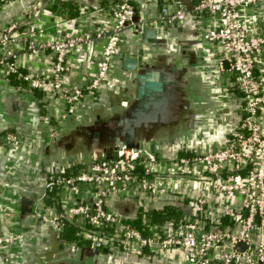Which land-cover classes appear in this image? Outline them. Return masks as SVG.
I'll list each match as a JSON object with an SVG mask.
<instances>
[{"label": "built area", "instance_id": "obj_1", "mask_svg": "<svg viewBox=\"0 0 264 264\" xmlns=\"http://www.w3.org/2000/svg\"><path fill=\"white\" fill-rule=\"evenodd\" d=\"M7 1L0 0V14ZM108 1L104 9L108 22L103 27L66 32L63 16L54 17L57 36L42 43L36 41L43 33L35 20L41 3L49 6L52 0H32L19 17L0 21V81L11 84L15 78L27 90L65 100L69 113L55 124L68 122L87 95L107 83L111 65L123 56L125 35L140 25V2L148 7L155 0ZM190 1L189 6L170 0L158 15L171 26L195 15L198 32L221 68L230 102L226 146L185 151L189 154L175 158L126 151L90 162L76 175L60 171L48 177L32 213L64 242L70 224L76 228L74 241L120 258L149 264H264V0ZM24 37L31 53L52 52L50 75L20 68L19 42ZM95 41L102 46L96 71L81 87H66L68 56ZM223 62L229 64L228 70H222ZM22 142L20 135L5 132L0 135V150H16ZM2 187L6 188L0 182V212L9 236L0 227V264H17L10 247L22 245L19 196ZM124 199L137 203L142 230L136 220L108 205ZM166 205L182 207L184 212L177 220L148 224L150 208Z\"/></svg>", "mask_w": 264, "mask_h": 264}, {"label": "crops", "instance_id": "obj_2", "mask_svg": "<svg viewBox=\"0 0 264 264\" xmlns=\"http://www.w3.org/2000/svg\"><path fill=\"white\" fill-rule=\"evenodd\" d=\"M31 1L8 0L2 14H0L1 23L22 15ZM168 1L170 0H155L148 7L144 6V2H140V7L137 9L139 23L148 24L159 14L162 6ZM177 2L191 5L190 0H177ZM108 5L109 1L107 2V0H52L49 6H47V3H41L40 6L43 9H41L40 15L37 16L35 25L43 34L37 35L36 41L42 43L57 36L54 17L58 16H63L67 22L64 25L66 32H78L80 34L90 30L91 27L101 28L108 22L104 10ZM68 14L71 16L68 17ZM97 19L98 21H96ZM80 25H87V27ZM184 31L179 43L181 50H183L182 57L186 59L184 65L186 67L194 66L197 69L199 59H201L199 57L197 60V56L202 52L196 45L195 39L196 32L198 34L199 32L193 30L187 24ZM126 36L128 38V52L135 55L140 53L141 47L137 34L130 31ZM19 43L21 46L18 54L20 68L23 71L50 75L53 68L52 52L31 53L29 51L30 42L26 37L22 38ZM101 49L100 42L95 41L88 46H80L70 53L68 56L70 67L64 78L66 87H81L85 79L91 78V74L96 71ZM209 56L211 57V55ZM130 79L131 77L125 72L115 71L110 84H105L96 94H88L82 105L74 111L73 116L68 118V122L60 125L58 122L55 124V121L61 120L69 113L68 104L65 100L51 97L45 91L27 90L24 83L17 82L14 84L11 82L10 84L0 81V135L5 132H14L23 139L21 146L16 150L5 147L0 150V182L6 187L2 188L19 196L17 201L20 215L18 232L26 231L27 227L21 226L24 217L20 212L21 198L16 191L24 195L34 192L37 198H41L45 192V182L52 172L57 171L62 166H66L68 168L67 172L72 175L84 171L89 162L88 159L93 157L94 154L99 156L97 153H90L82 148L83 141L78 136L80 129L93 126V123L86 125L85 118L91 116V120L94 119L95 121L101 117L104 118L106 115L121 112L130 103ZM108 109L109 111H107ZM60 130H65V132L50 145L52 137ZM53 131L57 132L53 134ZM52 134L53 136L49 137ZM67 137L70 141L64 144L62 140ZM46 140L49 141L46 142ZM163 150V155L170 158H175L185 152L175 151L168 146H164ZM195 190L198 193L200 188L196 186ZM108 205L126 218L131 220H137L136 218H138L139 207L131 199L112 201ZM0 227L4 236L8 237L7 225L1 216V212ZM47 231V239L46 234L41 232L31 234L22 242L21 247L12 245L10 251L17 257V260L20 259L21 264L25 262V259H27L26 264H41L46 260H51V257L58 258L66 246H88V244H79L74 241L73 237L67 239L66 244L63 240V243H61L57 233L52 228L47 229ZM69 232L76 235V228L69 224L66 233ZM43 251L46 252L43 253ZM126 258L131 262L129 259L133 257H122L120 259ZM142 262L149 264L144 260Z\"/></svg>", "mask_w": 264, "mask_h": 264}, {"label": "water", "instance_id": "obj_3", "mask_svg": "<svg viewBox=\"0 0 264 264\" xmlns=\"http://www.w3.org/2000/svg\"><path fill=\"white\" fill-rule=\"evenodd\" d=\"M186 24L198 30L196 17L192 14L174 26L157 15L148 24L133 28L132 32L141 42V52L137 55L126 52L113 62L106 83L110 84L115 71L128 74L131 77L130 103L114 115H106L95 121L91 120V116L85 118L86 125L93 123V126L80 129L78 136L83 141L82 148L99 154H94L88 163L110 159L126 151L142 157L163 155L164 146L179 152L226 146L231 126L230 102L225 93L221 68L209 56L210 50L197 32L196 45L202 51L197 56V60L201 58L198 68L184 65L186 59L182 57L183 50L179 43ZM127 39L125 35L123 46L126 51ZM228 69L229 64L223 62L222 70ZM65 130L56 133L50 145ZM67 141H70L69 137L62 140L64 144ZM67 169L62 166L51 176ZM16 193L20 195V212L24 217L21 226L27 227V231L22 232L21 242L27 236L40 232L46 234L47 239V229L51 227L40 222L32 213L37 195L34 192L27 195ZM25 221H29V224L25 225ZM62 252L58 258L51 257V260L41 264H144L138 259L132 258L129 262L128 258L120 259L106 250L88 246H66ZM26 260L23 264H26Z\"/></svg>", "mask_w": 264, "mask_h": 264}, {"label": "trees", "instance_id": "obj_4", "mask_svg": "<svg viewBox=\"0 0 264 264\" xmlns=\"http://www.w3.org/2000/svg\"><path fill=\"white\" fill-rule=\"evenodd\" d=\"M64 8V7H63ZM68 17H70L71 15L68 14ZM75 16V15H72ZM12 83H17V80L15 78L12 79ZM182 154H189V153H185L183 152ZM184 212V209L182 207H178L175 205H166V206H162V207H156V208H150V211L147 212V223L148 224H162L165 223L167 221H170L172 219L177 220L179 215H181ZM142 219H138L136 220L135 224L136 226L139 228V230H142ZM63 239H65V241L67 242V239H71L73 237V239L77 240V236L75 234L72 233H65L63 236Z\"/></svg>", "mask_w": 264, "mask_h": 264}, {"label": "flooded vegetation", "instance_id": "obj_5", "mask_svg": "<svg viewBox=\"0 0 264 264\" xmlns=\"http://www.w3.org/2000/svg\"><path fill=\"white\" fill-rule=\"evenodd\" d=\"M126 52H128V51H126L125 49H124V46H123V54L122 55H124ZM24 224L25 225H28L29 224V221L28 222H24ZM25 231V230H24ZM26 231H27V229H26ZM65 244H66V242H64ZM20 260V259H19ZM19 260H17V264H21V262H19Z\"/></svg>", "mask_w": 264, "mask_h": 264}]
</instances>
